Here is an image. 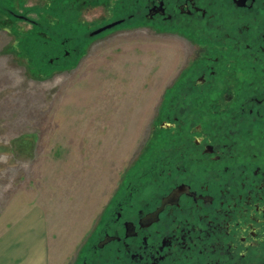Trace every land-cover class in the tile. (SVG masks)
<instances>
[{
    "label": "flooded vegetation",
    "instance_id": "1",
    "mask_svg": "<svg viewBox=\"0 0 264 264\" xmlns=\"http://www.w3.org/2000/svg\"><path fill=\"white\" fill-rule=\"evenodd\" d=\"M74 1L48 0L43 23L7 8L0 28L30 21L43 70L119 26L181 38L191 57L72 264H264V0H96L92 25Z\"/></svg>",
    "mask_w": 264,
    "mask_h": 264
},
{
    "label": "rangeland",
    "instance_id": "2",
    "mask_svg": "<svg viewBox=\"0 0 264 264\" xmlns=\"http://www.w3.org/2000/svg\"><path fill=\"white\" fill-rule=\"evenodd\" d=\"M16 1L0 4V18L12 8L43 23L48 0ZM87 2L79 19L103 20L104 5ZM12 19L20 29L0 28V237L34 204L46 215V264H72L191 51L181 38L119 26L65 69L43 70L30 59L43 36Z\"/></svg>",
    "mask_w": 264,
    "mask_h": 264
},
{
    "label": "crops",
    "instance_id": "3",
    "mask_svg": "<svg viewBox=\"0 0 264 264\" xmlns=\"http://www.w3.org/2000/svg\"><path fill=\"white\" fill-rule=\"evenodd\" d=\"M40 207L30 204L0 237V264H46L47 223ZM46 223V224H45Z\"/></svg>",
    "mask_w": 264,
    "mask_h": 264
},
{
    "label": "trees",
    "instance_id": "4",
    "mask_svg": "<svg viewBox=\"0 0 264 264\" xmlns=\"http://www.w3.org/2000/svg\"><path fill=\"white\" fill-rule=\"evenodd\" d=\"M16 2H19V0H17ZM0 4L1 5H5V4H8V5H10V0H0ZM4 10V9H3ZM1 18H4V19H6L5 17H1ZM3 21V22H2ZM1 21V24H3L4 25V20H2ZM26 36H23V38H25ZM28 37H29V34H28ZM27 38V37H26ZM39 40H37L36 42H35V44L39 47V48H42L43 49V46H42V44H45V42H44V39H40V38H38ZM21 44H23V43H21Z\"/></svg>",
    "mask_w": 264,
    "mask_h": 264
},
{
    "label": "water",
    "instance_id": "5",
    "mask_svg": "<svg viewBox=\"0 0 264 264\" xmlns=\"http://www.w3.org/2000/svg\"><path fill=\"white\" fill-rule=\"evenodd\" d=\"M112 25H114V24L108 25V26H106V27H110V26H112ZM106 27H104V28H106ZM98 31H101V29H100V30H98Z\"/></svg>",
    "mask_w": 264,
    "mask_h": 264
}]
</instances>
